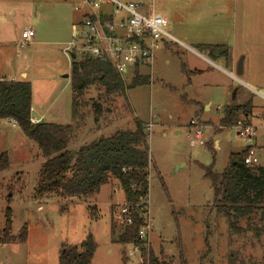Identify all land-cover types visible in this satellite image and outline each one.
I'll list each match as a JSON object with an SVG mask.
<instances>
[{"label": "rangeland", "instance_id": "rangeland-1", "mask_svg": "<svg viewBox=\"0 0 264 264\" xmlns=\"http://www.w3.org/2000/svg\"><path fill=\"white\" fill-rule=\"evenodd\" d=\"M119 1L142 3L145 10L167 17L169 26L174 17L182 16L186 27L199 31V37L202 31L215 34L221 25L219 34L227 41L226 48L237 61L242 58L243 73L233 69L241 80L228 76L224 80H189L190 72L182 73L180 57L171 48V55L148 84L128 87L122 96L106 95L99 85L84 90L79 98L84 120L70 146L78 147L117 129H132L134 119L142 122L147 126L150 161L146 239L159 264H179L181 250L187 264H229L231 254L235 264H264V230L258 235L253 230L230 231L226 217L215 211L212 185L201 167L213 163L212 170L221 173L230 155L246 146L235 126L220 127L219 106L252 97L261 104L260 110L264 108V102L247 87L255 86L264 94V0ZM79 17L73 0H0V75L21 80L24 71L38 105L50 104L46 121H71V110L65 111V107L66 117L51 113L59 110L62 114L64 103H71L70 64L62 48L70 41L71 24ZM30 18L38 19L33 29L36 43L18 47L15 40ZM126 76L124 81L129 84L132 78ZM260 76L263 80H258ZM257 82L261 85L256 86ZM94 104H100L96 111ZM191 120L201 126L205 144L191 135L195 129ZM215 137L218 148L214 147ZM257 151L258 164L264 166V143ZM1 152L8 154L9 166L0 172V232L9 206L11 234L17 236L26 224L27 238L0 244V264H58L62 245L78 244L88 232L97 244L90 264H142L138 252L128 255L132 246L113 241L111 222L118 232L125 204L116 180H109L86 200L38 197L34 188L44 158L37 144L10 120L0 122ZM239 226H246L244 219Z\"/></svg>", "mask_w": 264, "mask_h": 264}, {"label": "trees", "instance_id": "trees-1", "mask_svg": "<svg viewBox=\"0 0 264 264\" xmlns=\"http://www.w3.org/2000/svg\"><path fill=\"white\" fill-rule=\"evenodd\" d=\"M211 56L227 54L221 45H203ZM71 122L50 121L32 122L30 116L32 87L26 79H0V120L13 121L30 140L34 141L44 158L34 188L35 196L53 195L63 200H86L99 192L109 180H116L124 193L131 223H122L117 232L111 222L114 242L121 245L133 244L139 247L142 264H159L147 239H140L138 231L147 221L144 201L149 192V146L147 126L134 119V128L117 129L108 135H100L78 148L70 144L75 139L84 112L79 110V98L84 90L92 85L104 88L106 95H124L126 88L148 83L138 73L126 84L114 66L107 61L84 56H73L70 64ZM100 104H94L96 111ZM97 108V109H96ZM252 108L250 100L244 103H230L222 107L219 124L221 127L234 126L238 121L245 122ZM74 150V152H72ZM245 147L230 155L228 165L221 173H215L212 165L201 166L204 175L210 180L213 189V205L218 214L226 217L228 228L237 234L249 230L258 235L264 230V166H248L243 159ZM9 166V156L0 153V172ZM10 198H7V203ZM5 226L0 232V244L15 240L25 242L27 225L24 224L18 235L12 231V209L7 206L4 212ZM245 220V227L239 226ZM97 244L90 232L78 244L62 245L58 264H90ZM125 263L126 261L123 259ZM228 263L235 264L233 254ZM179 264H187L182 250Z\"/></svg>", "mask_w": 264, "mask_h": 264}, {"label": "built area", "instance_id": "built-area-1", "mask_svg": "<svg viewBox=\"0 0 264 264\" xmlns=\"http://www.w3.org/2000/svg\"><path fill=\"white\" fill-rule=\"evenodd\" d=\"M73 8L80 14L72 25V34L69 42L62 51L66 56H84L110 62L115 70L126 79L139 74V68L151 67L154 62L155 51L161 43H179V40L167 30V19L154 10H145L142 3H124L119 0H73ZM35 35L32 28L21 32L18 47L30 43ZM262 98L264 94L257 92ZM193 138L201 145L205 144L201 126L194 120ZM150 126V124H149ZM236 134L246 143V154L243 162L248 166L258 164V151L255 147L257 137L256 127L238 121L234 125ZM146 204V201H144ZM147 205V204H146ZM147 208V206H146ZM146 214L148 209H146ZM119 217L125 224L131 223L128 206L120 210ZM148 224L138 231L140 239L147 238ZM132 251L139 253V247L133 244ZM140 257V256H139Z\"/></svg>", "mask_w": 264, "mask_h": 264}, {"label": "crops", "instance_id": "crops-1", "mask_svg": "<svg viewBox=\"0 0 264 264\" xmlns=\"http://www.w3.org/2000/svg\"><path fill=\"white\" fill-rule=\"evenodd\" d=\"M166 19H167V27H168L169 26V20L167 17H166ZM77 20H75L71 24V34H72V25ZM37 21H38L37 18H34V19L30 18L29 21L21 29V32L26 28L34 29V26L36 25ZM175 23H178V26L180 27V29H178L176 27ZM169 27H170V29L169 30L167 29V30L173 36H175V37L178 36L176 38L179 40V43H171V44H168L166 42L161 43L159 48L155 51V57H154L153 65L151 67L143 66V67L139 68V75H141L143 78L146 77L149 80V82H151V80L153 78L152 75L159 73L160 64L168 59V55H171L170 50L172 48L173 50H175L178 53V55L180 57L179 58L180 64L183 68L182 73L188 75L187 73L190 72L188 75L189 80L194 79V78L195 79L198 78L199 80L200 79L201 80H224L225 79L224 76H228L229 78H232L233 80H241L233 73V69L237 68L238 61H237L236 55H233L232 51H229L227 49L228 52L226 55H224L223 53H217V54L211 56L209 54V52L207 51V49L202 47L203 45H221L223 47H227L226 46L227 41L222 39V36L219 34V31L222 28L221 25H220V28L218 27L216 29L217 32L215 31V34H213L214 33L213 31H211L209 33L202 31V32H200V37H199V31L190 30L186 27V25L183 22L182 16H179L178 18L174 17L173 18V25H171ZM203 28H204V26H203ZM21 32H20L19 37L15 40V45L17 44V46H18V42H20V40H21ZM34 32H35V30H34ZM211 36H214V37H211ZM34 37H35V35H34ZM34 37H33L32 41L29 43L30 45H34L36 43V40ZM203 37H205V39H202ZM197 38H199V39H197ZM208 39H210V40H208ZM199 40H202V41H199ZM173 50H171V51H173ZM0 52H2V50ZM66 57L69 59V64H71V59L73 57L72 58H69L68 56H66ZM242 66H243V63H242ZM243 69H244V67H242V73H243ZM20 76L23 77V79H26V77H27V75L24 71H22L20 73ZM263 77H264V75L262 76V78ZM1 78L19 80V78L14 77V76L8 78L5 75L4 76L0 75V79ZM250 78H251V80H255L253 77H250ZM262 78L260 76L258 78V80H263ZM29 82H30V80H29ZM214 84L216 85L219 83L216 82ZM257 84L258 85H256V86L261 85L259 82H257ZM247 87L252 91V93L257 95V98L259 100L264 102V98H262L260 95L257 94V92H259V91L257 89H255V86L252 87L251 85L247 84ZM247 100H250V102L252 104L251 111L246 118L247 124H250V125L252 124V126H253V124H254L253 121L258 120V122H259L257 125L255 124V126H254L257 129V137L255 140V147L258 150V148H260L262 146V143H264V108L260 110V108H258V107L262 108L261 104L256 103V101H254V99L252 97L245 99L242 103H244ZM37 102H38V99H35V94L32 91L31 110H30L31 121L32 122L46 121V118H47L46 116L49 115V113L51 111L50 104L47 106H44V104H40V103H39L40 105H38ZM239 104H241V103H239ZM224 106H225V104H224ZM64 107H65V111L67 108V111L69 110V112H70L71 103H69V102L64 103L62 114L59 112V110H54L51 113V115L53 117H59L61 115L66 117V114H64ZM222 107H223V105L219 106V109L221 110ZM256 108H258L260 111H257ZM70 115H71V113H70ZM68 116H69V114H68ZM2 121H5V120H0V122H2ZM11 122L14 124L13 121H11ZM214 142H215L214 147L218 148L219 144H218V139L216 137H215ZM79 146L80 145H78V147ZM78 147H75V148H78ZM259 155H260V153H259Z\"/></svg>", "mask_w": 264, "mask_h": 264}, {"label": "water", "instance_id": "water-1", "mask_svg": "<svg viewBox=\"0 0 264 264\" xmlns=\"http://www.w3.org/2000/svg\"><path fill=\"white\" fill-rule=\"evenodd\" d=\"M237 72L238 74L242 72V58H240V60L237 63ZM72 152H74V150H72Z\"/></svg>", "mask_w": 264, "mask_h": 264}]
</instances>
